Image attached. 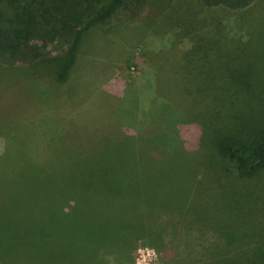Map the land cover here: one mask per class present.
<instances>
[{
  "label": "rangeland",
  "instance_id": "374dc122",
  "mask_svg": "<svg viewBox=\"0 0 264 264\" xmlns=\"http://www.w3.org/2000/svg\"><path fill=\"white\" fill-rule=\"evenodd\" d=\"M191 18L221 19L227 34L236 35L225 42L223 51L210 55L206 65L211 73L221 66L226 72L215 78L210 74L202 83L190 70L182 66L183 73L177 68L184 51L181 45L190 44L184 27ZM45 46L44 63L17 68L0 63V200L4 201L2 211L8 225L0 234V264H40L35 248L41 232L31 230L45 217L43 208L47 210L59 189L56 183L67 180L68 167L58 166L65 163L60 160L71 155L72 149L113 156L114 151L129 146L144 159L139 181L143 182L144 175L153 198L142 202L115 198L113 202L123 203L114 206L108 202L111 197L100 193L97 201H86L99 220L113 223L140 209L152 211L156 202L166 201L167 193L181 194L183 181L174 177L185 166L177 150V136L188 132L193 142L200 134L198 124L191 122L196 116L188 101L192 97L186 90L189 86L196 88L200 82L198 88L216 85V90L224 89L225 108L219 113L226 114V122L238 117L229 125V131L234 126L238 129L232 135L246 140L264 136V0H256L244 10L211 8L202 0H153L136 15L131 9L121 11L88 32L65 83L57 81V71L51 78L48 70L52 58L63 53L55 62L60 68L68 52L64 53L60 40ZM241 80L246 86L239 89L237 100L227 87ZM120 130L143 138L124 137L121 143L112 141L108 148L104 143L98 146L105 135ZM140 131L150 133L137 134ZM139 167L133 170L138 172ZM210 170L216 172L206 174L207 189L220 188L221 181L228 184L223 194L219 190L208 195L221 193L217 196L221 204L232 205L233 217L226 214V218L239 225L243 234L215 230L207 220L189 226L181 223L178 230L169 218L183 214L164 209L146 216L161 223L160 236L154 241L143 235L132 240L125 264H195L194 257L214 244L237 253L238 264H250L252 253L264 248L256 242L260 234L264 237V169L241 176L233 161L218 157ZM235 204L242 212L239 215ZM192 206L196 208V204ZM86 217L87 213H81L80 218ZM198 226L205 232L200 237ZM188 238L196 248L186 254ZM117 255L107 258L114 262Z\"/></svg>",
  "mask_w": 264,
  "mask_h": 264
},
{
  "label": "trees",
  "instance_id": "16d2710c",
  "mask_svg": "<svg viewBox=\"0 0 264 264\" xmlns=\"http://www.w3.org/2000/svg\"><path fill=\"white\" fill-rule=\"evenodd\" d=\"M152 1L0 0V63L15 68L44 63L45 45L60 40L64 53L68 52L67 59L62 61V66L57 69L55 62L64 55L62 53L58 57L52 58L54 62L50 61V63L53 66L49 64L48 71L51 78L53 71H57L55 76L57 81L65 83L77 64L80 47L91 29L96 25L106 23L119 12L127 9H131L132 13L136 15ZM202 1L211 8L226 7L232 10H244L256 0ZM259 10L261 13L262 8ZM191 19L192 21L184 22V31L189 37L190 44L188 46L181 45L184 51L178 61L181 66H177V68H180L184 73L181 68L183 66L186 70L195 73H192V76L200 79V82L208 80L210 74L215 78L217 73H225L224 66L215 68L211 73L206 65L210 63V55H216L223 51L226 47L225 42L230 41L236 35L227 34L221 19L214 21ZM200 82L196 88H191L192 85L186 89L192 96L188 98V101H191V110L195 111L196 116V119L191 122L198 124L200 134L193 142H190L188 132L177 136L178 143L180 142L177 150L183 158L185 168L180 170L174 178L178 177L181 182L183 181L182 193L179 194L178 191L164 194L163 199L174 202L165 205L166 201H158L152 211L140 209L131 213L126 217L127 219L116 218L113 223L99 220L97 211L89 206L90 203H87V200L97 201L99 197H102L100 193L104 197H111L108 198V202L114 206L123 203L119 201L118 203L114 201V203L113 199L115 198L116 200L136 199L139 202H142L146 197L153 198L146 188L148 180H145V176L143 175L141 179L143 182L139 181L141 174L139 166L144 159L140 152H131L129 146L114 151L113 156L100 154L95 150L72 149L71 155L60 160L65 163L58 166L68 167L67 180L56 183L59 189L48 202L47 210L43 208L45 217L35 229L31 230L36 233L41 232L38 234L40 236L39 247L35 248L38 249L35 250L37 253L35 256L40 260V264L41 262H49L48 264H125L124 256H129L128 245L132 240L143 235V237L148 236L154 241L155 237L160 236L161 223L150 221L146 216H152L164 209H167V212L177 211L183 214L182 217L171 216L169 218L173 221L175 229L178 230L182 229L181 223L186 222L189 226L207 220L212 223L215 230L232 235L243 234L239 230L242 229L239 225L226 218V214L232 216V205L221 204L220 197H217L221 193L215 194L216 196L208 195V193H218L219 190L223 194V188L228 183L221 181L220 188L216 187L215 189L210 186V190L205 184V177L214 167L218 157L233 161L236 171L241 176H250L257 170L264 169V136L260 139L246 140L232 135L238 129L234 126V129L229 131V125L238 117L233 116L231 120L225 121L223 117L226 116L223 114L225 105L222 108L224 89L216 90V85L208 87L203 85L202 88H198L202 83ZM242 86L246 85L241 80L237 84L229 83L227 88H230L231 96L238 100L240 98L238 91ZM225 101L227 100L225 99ZM211 110L212 115H210ZM221 110H223L222 114L219 113ZM116 132L115 135L114 133L105 135L100 139L98 146L100 147L104 143L108 148L112 141L118 139V143H121L124 137L125 140H141L143 138L140 135L136 137L135 134L130 136V132L125 130ZM227 132L230 134H225ZM149 133L137 134L147 136ZM133 167H139V171L135 172ZM187 171L190 174L189 177ZM213 172L216 171L212 170V173L208 174L211 176ZM191 174L193 175L191 176ZM169 175L170 178L173 177L171 173ZM62 192H64L63 195H61ZM192 204H196V208ZM3 206L4 201L0 200L1 221L4 218ZM235 207L236 214H241L239 205L235 204ZM81 213H87L86 219L80 218ZM248 213H250V209H248ZM248 215L247 217H251V214ZM245 221L248 219L245 218ZM2 223H0V234H3V229L8 226L5 218ZM186 230L188 229L186 228ZM246 230L250 231V228ZM176 232L178 231L176 230ZM198 232L199 237L205 234L204 229L199 226ZM188 240L190 241L188 242ZM256 242H258V247L264 245V237L260 234V239H257ZM194 248L196 245L193 240L188 238L186 254L191 253ZM114 253L118 254L115 257L118 260L112 262L109 257L107 258V255L111 256ZM194 260L195 264H238L237 253L218 244L205 249L200 255H196ZM250 264H264V248H260L259 252L252 253Z\"/></svg>",
  "mask_w": 264,
  "mask_h": 264
}]
</instances>
